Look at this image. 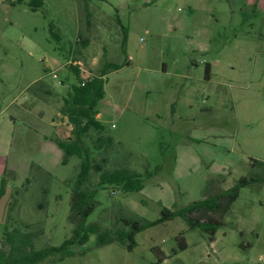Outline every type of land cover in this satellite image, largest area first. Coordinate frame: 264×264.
Segmentation results:
<instances>
[{
	"label": "rangeland",
	"instance_id": "1",
	"mask_svg": "<svg viewBox=\"0 0 264 264\" xmlns=\"http://www.w3.org/2000/svg\"><path fill=\"white\" fill-rule=\"evenodd\" d=\"M30 1L0 0V252L14 261L72 235L82 159L64 163L57 140L72 137L61 107L74 55L90 72L120 66L98 104L113 144L95 149L92 132V159L145 177L139 191L100 187L88 223L114 231L122 218L153 220L164 206L257 181L240 189L214 241L176 217L137 233L132 250L91 235L37 264H264L263 0H43L36 10ZM97 181L93 173L82 188Z\"/></svg>",
	"mask_w": 264,
	"mask_h": 264
},
{
	"label": "trees",
	"instance_id": "2",
	"mask_svg": "<svg viewBox=\"0 0 264 264\" xmlns=\"http://www.w3.org/2000/svg\"><path fill=\"white\" fill-rule=\"evenodd\" d=\"M43 3V0H31L29 4L33 10H36ZM118 22L121 24L120 19ZM51 31L56 36L52 29ZM77 43L79 45L83 43L84 46H87L88 41L83 39ZM75 47H71V54L78 52V48ZM72 57L75 58L74 55ZM119 67L118 64L108 62L98 72H94L91 78L84 81L78 66L69 65L75 75L76 82L71 85L69 92L63 97L61 114L67 117L72 125V137L68 141L57 140V144L65 152L64 163L71 155H76L82 159L72 190L70 206V220L74 224L72 235L59 246L32 249L29 254L14 261H9L8 253L1 251L0 264H37L54 255H59L56 259L58 261L67 255L74 254V246L87 243L91 235H96L95 243L97 246L118 242L132 250L137 245V233L176 217L183 218L192 229L199 228L209 235L211 241H214L215 234L224 225L223 218L231 209L232 203L238 198L240 189L253 181H257L256 178L243 177L231 188L194 200L183 207L169 208L164 206L161 209V215L153 220L146 217L122 218L121 221L124 226L118 227L114 231L101 230L97 223H88V217L95 210L96 194L100 187H110L129 193L141 190L144 185L143 173L127 167H106L109 162L108 158L102 157L93 160L90 149L86 145V139L91 136L92 132L97 134L92 141L95 149L103 150L108 154L113 144L112 137L105 135V126L97 115L99 113L98 104L106 94L105 83L108 70ZM205 70L206 76H208L210 74L209 64H206ZM93 173L98 174L96 185L92 189H83L82 186L90 180ZM147 177H151V175ZM180 248L185 249L186 247L180 245ZM154 249L160 255L159 261L167 258L164 257L162 249L159 247H154Z\"/></svg>",
	"mask_w": 264,
	"mask_h": 264
},
{
	"label": "built area",
	"instance_id": "3",
	"mask_svg": "<svg viewBox=\"0 0 264 264\" xmlns=\"http://www.w3.org/2000/svg\"><path fill=\"white\" fill-rule=\"evenodd\" d=\"M83 64H85V63H83L81 60H79L77 58H73L72 56L68 58L67 63H66V65H68V66L69 65L78 66V68L80 69L81 77L85 81V80L91 78L94 75V72L93 71L90 72L88 70H85L83 68V66H84Z\"/></svg>",
	"mask_w": 264,
	"mask_h": 264
},
{
	"label": "crops",
	"instance_id": "4",
	"mask_svg": "<svg viewBox=\"0 0 264 264\" xmlns=\"http://www.w3.org/2000/svg\"><path fill=\"white\" fill-rule=\"evenodd\" d=\"M253 1V0H252ZM262 1V0H261ZM261 7H263L264 8V0L261 2ZM85 40H87V39H85ZM89 42V41H88ZM105 65H106V63H104ZM206 64H209L210 65V73H211V64L209 63V62H207ZM104 65V66H105ZM166 71V70H165ZM208 79H210L211 77H210V74L208 75V76H206ZM98 118H99V116H100V114L98 113ZM65 117V116H64Z\"/></svg>",
	"mask_w": 264,
	"mask_h": 264
}]
</instances>
